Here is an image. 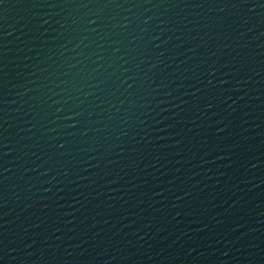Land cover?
<instances>
[{"label": "water", "instance_id": "1", "mask_svg": "<svg viewBox=\"0 0 264 264\" xmlns=\"http://www.w3.org/2000/svg\"><path fill=\"white\" fill-rule=\"evenodd\" d=\"M0 264H264V0H0Z\"/></svg>", "mask_w": 264, "mask_h": 264}]
</instances>
